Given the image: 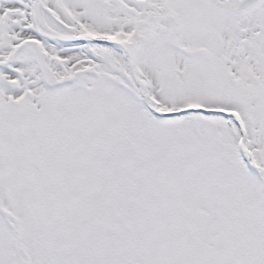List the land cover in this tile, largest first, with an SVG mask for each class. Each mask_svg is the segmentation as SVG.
Listing matches in <instances>:
<instances>
[{
	"label": "snow or ice",
	"instance_id": "1",
	"mask_svg": "<svg viewBox=\"0 0 264 264\" xmlns=\"http://www.w3.org/2000/svg\"><path fill=\"white\" fill-rule=\"evenodd\" d=\"M0 264H264V0H0Z\"/></svg>",
	"mask_w": 264,
	"mask_h": 264
}]
</instances>
